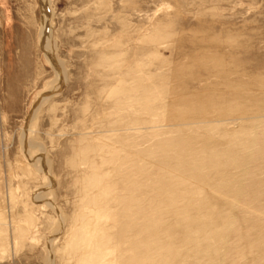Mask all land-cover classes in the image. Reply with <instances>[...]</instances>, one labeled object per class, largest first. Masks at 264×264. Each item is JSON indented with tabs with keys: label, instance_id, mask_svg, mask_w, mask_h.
Masks as SVG:
<instances>
[{
	"label": "rangeland",
	"instance_id": "obj_1",
	"mask_svg": "<svg viewBox=\"0 0 264 264\" xmlns=\"http://www.w3.org/2000/svg\"><path fill=\"white\" fill-rule=\"evenodd\" d=\"M0 264H264V0H0Z\"/></svg>",
	"mask_w": 264,
	"mask_h": 264
},
{
	"label": "bare ground",
	"instance_id": "obj_2",
	"mask_svg": "<svg viewBox=\"0 0 264 264\" xmlns=\"http://www.w3.org/2000/svg\"><path fill=\"white\" fill-rule=\"evenodd\" d=\"M45 1V0H44ZM47 10L44 9V17L47 18ZM55 66V65H54ZM128 167V166H127ZM135 167V166H134ZM136 173V172H135ZM136 183V182H135Z\"/></svg>",
	"mask_w": 264,
	"mask_h": 264
}]
</instances>
